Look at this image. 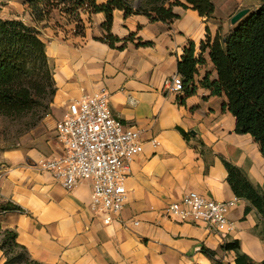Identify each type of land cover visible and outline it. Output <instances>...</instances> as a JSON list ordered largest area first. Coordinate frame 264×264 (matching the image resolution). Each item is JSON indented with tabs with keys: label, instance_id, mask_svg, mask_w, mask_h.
Instances as JSON below:
<instances>
[{
	"label": "crops",
	"instance_id": "obj_1",
	"mask_svg": "<svg viewBox=\"0 0 264 264\" xmlns=\"http://www.w3.org/2000/svg\"><path fill=\"white\" fill-rule=\"evenodd\" d=\"M108 1L96 0L99 5ZM174 11L180 17L167 23L115 9L116 47L103 40L105 12L86 15L83 36L66 38L44 29L55 95L30 137L0 154V201L22 207L5 210L1 223L17 234L32 259L45 264H215L217 259L235 264L236 252L224 245L239 240L242 252L258 263L264 260V214L237 196L226 165L242 168L264 196V157L250 134L236 132L228 97L203 85L208 72L217 78L209 51L194 93H175L170 84L191 41L198 55L209 31L215 37L235 25L217 5L212 17L181 6ZM103 88L114 114L142 130L144 144L130 163L127 203L110 224L91 210L90 182L67 190L35 165L63 153L56 123L68 104ZM191 191L216 201L239 198L229 212L234 230L223 235L206 222L169 217L167 206Z\"/></svg>",
	"mask_w": 264,
	"mask_h": 264
},
{
	"label": "trees",
	"instance_id": "obj_2",
	"mask_svg": "<svg viewBox=\"0 0 264 264\" xmlns=\"http://www.w3.org/2000/svg\"><path fill=\"white\" fill-rule=\"evenodd\" d=\"M135 1L109 0L105 5H99L96 0H25L23 18H0V114L12 119L25 117L40 107L46 95H55L53 68L43 30L61 24V20L53 23L57 13L67 23L77 21L81 24L84 22L82 11L90 16L105 12L103 40L116 47L120 39L111 31L115 9L124 10L126 15H146L152 22L167 23L180 17L174 11L177 6L194 9L205 17H212L216 12L214 0H140L138 5ZM234 25L225 34L220 29L215 37L209 31L201 42L198 55L196 44L191 41L178 63V73L183 77L185 91L194 93L199 66L206 63L204 54L209 51L217 78L212 79L208 72L203 85L228 97L226 107L236 117V132L250 134L264 157V0ZM144 45H150V42ZM226 165L228 180L237 196L249 200L264 214V196L245 171L232 163ZM0 209L22 210V207L0 201ZM7 234L14 246L24 247L16 241L14 231L7 230ZM224 248L236 252L235 264H264V260L258 263L242 252L239 240L226 243ZM4 264L45 263L24 252L12 251ZM215 264H224V261L217 259Z\"/></svg>",
	"mask_w": 264,
	"mask_h": 264
},
{
	"label": "built area",
	"instance_id": "obj_3",
	"mask_svg": "<svg viewBox=\"0 0 264 264\" xmlns=\"http://www.w3.org/2000/svg\"><path fill=\"white\" fill-rule=\"evenodd\" d=\"M170 84L175 93L185 91L180 74L174 75ZM56 133L63 153L35 165L52 173L67 190L90 182L93 214L105 224L112 223L127 203L130 163L144 151L142 130L114 114L109 93L103 88L71 101L56 123ZM238 200L216 201L191 191L169 204L166 214L179 221L206 222L224 235L235 228L229 212ZM3 214L0 209V216Z\"/></svg>",
	"mask_w": 264,
	"mask_h": 264
},
{
	"label": "rangeland",
	"instance_id": "obj_4",
	"mask_svg": "<svg viewBox=\"0 0 264 264\" xmlns=\"http://www.w3.org/2000/svg\"><path fill=\"white\" fill-rule=\"evenodd\" d=\"M215 4L219 7V12L223 15L227 21H230L234 14L239 10L249 8L250 11L258 8L261 5V0H214ZM82 18L84 20L82 27L77 21L67 23L66 19L61 16L56 15L55 20H61V24L56 26V28L51 27L50 33H60L64 37L71 36H83L85 34L86 28V15L89 13L82 11ZM25 13V0H0V18H23ZM25 19V18H24ZM83 33V34H82ZM43 37L46 41L50 40L46 37L43 30ZM54 95L48 94L45 96L42 104L33 113L28 114L21 118H9L0 114V154L5 150L19 147L22 141L30 137L31 130L34 126L39 123L42 118L47 114L50 109V103ZM7 203V202H2ZM3 216H0V264H4L8 258L9 252L15 251L19 253H26L28 256V251L25 247L14 246L13 240L7 234V230L2 226L1 221Z\"/></svg>",
	"mask_w": 264,
	"mask_h": 264
},
{
	"label": "water",
	"instance_id": "obj_5",
	"mask_svg": "<svg viewBox=\"0 0 264 264\" xmlns=\"http://www.w3.org/2000/svg\"><path fill=\"white\" fill-rule=\"evenodd\" d=\"M136 3L138 5L140 3V0H137ZM249 12H250V9L249 8H245V9L239 10L231 18L232 24H236V23L240 22Z\"/></svg>",
	"mask_w": 264,
	"mask_h": 264
}]
</instances>
